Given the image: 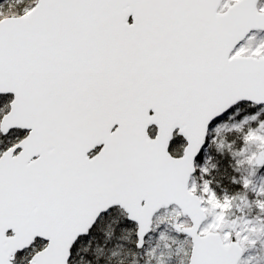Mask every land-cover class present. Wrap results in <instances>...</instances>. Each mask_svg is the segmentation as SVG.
<instances>
[{"label":"snow or ice","instance_id":"snow-or-ice-1","mask_svg":"<svg viewBox=\"0 0 264 264\" xmlns=\"http://www.w3.org/2000/svg\"><path fill=\"white\" fill-rule=\"evenodd\" d=\"M253 144L264 0H0V264H144L166 234L251 264Z\"/></svg>","mask_w":264,"mask_h":264},{"label":"rangeland","instance_id":"rangeland-1","mask_svg":"<svg viewBox=\"0 0 264 264\" xmlns=\"http://www.w3.org/2000/svg\"><path fill=\"white\" fill-rule=\"evenodd\" d=\"M223 139L225 137H221L216 143H220ZM246 151L253 154L264 152V144L250 145ZM213 155H215V145ZM246 159V155L240 157V173L244 176H251L252 169L248 164L243 163ZM214 163H218V160L214 161ZM253 178L255 179V177ZM233 205L235 217H252L256 220L255 231L249 233L248 243L246 245L242 243L241 245L243 248L246 247L248 249L245 255L251 260V264H264V222H261L259 219L250 194L239 192L233 201ZM253 241L256 242L255 245H253ZM154 247L156 249L155 254L148 255L145 258L144 264H187L185 252L188 245L183 242L182 238H178L174 234H166L165 238L158 240ZM127 264H135L134 258L128 259Z\"/></svg>","mask_w":264,"mask_h":264},{"label":"trees","instance_id":"trees-1","mask_svg":"<svg viewBox=\"0 0 264 264\" xmlns=\"http://www.w3.org/2000/svg\"><path fill=\"white\" fill-rule=\"evenodd\" d=\"M231 174H232L231 172L225 171V169L223 168V166H221L220 171L214 173V176H215V179L217 181H219L222 186H224V181L227 180L228 179V176L231 175ZM228 187H229L230 193L231 192H234V191L238 192V190L232 189L230 185Z\"/></svg>","mask_w":264,"mask_h":264},{"label":"water","instance_id":"water-1","mask_svg":"<svg viewBox=\"0 0 264 264\" xmlns=\"http://www.w3.org/2000/svg\"><path fill=\"white\" fill-rule=\"evenodd\" d=\"M242 247V246H241ZM243 248V247H242Z\"/></svg>","mask_w":264,"mask_h":264}]
</instances>
